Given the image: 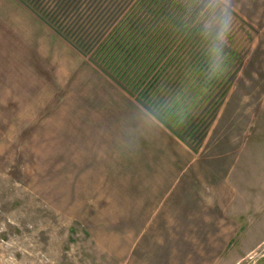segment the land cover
Listing matches in <instances>:
<instances>
[{"label":"rangeland","instance_id":"374dc122","mask_svg":"<svg viewBox=\"0 0 264 264\" xmlns=\"http://www.w3.org/2000/svg\"><path fill=\"white\" fill-rule=\"evenodd\" d=\"M196 1L202 33L163 92L195 97L203 52L220 82L188 105L185 141L144 125L37 13L0 0V264H264V0ZM191 163L194 178L166 172Z\"/></svg>","mask_w":264,"mask_h":264},{"label":"trees","instance_id":"16d2710c","mask_svg":"<svg viewBox=\"0 0 264 264\" xmlns=\"http://www.w3.org/2000/svg\"><path fill=\"white\" fill-rule=\"evenodd\" d=\"M18 1L172 134L185 141V134H192L183 123L188 105L199 102L206 89L220 82V73L210 74L213 55L203 52L197 57L194 71L198 77L203 73L204 84L194 89L196 96L188 102L184 90L170 98L163 90L177 84L174 72H169L174 58L202 33L196 0H51L48 6L44 0Z\"/></svg>","mask_w":264,"mask_h":264},{"label":"crops","instance_id":"0c3cea01","mask_svg":"<svg viewBox=\"0 0 264 264\" xmlns=\"http://www.w3.org/2000/svg\"><path fill=\"white\" fill-rule=\"evenodd\" d=\"M115 87H118V86H116L115 85ZM119 88V87H118ZM122 92H124L128 97H129V100H130V103L134 106V109H135V111H137L138 112V114L140 115V116H142L145 120H146V122H145V124L142 122L141 124H140V128H142L143 129V124L144 125H146V124H149V127L150 128H155L156 126L157 127H159V125H161L162 127H164L166 130H168L170 133H171V131L167 128V127H165L160 121H158L154 116H152L147 110H145L140 104H138L133 98H131L125 91H123L121 88H119ZM147 120H149V123H147ZM156 125V126H155ZM149 127H147V128H149ZM147 130H145V132H146ZM145 135H146V133H145ZM150 135H151V137H152V140H154V141H156V140H158L157 139V136H159V135H154V134H152V133H150ZM159 138L161 139V137L159 136ZM137 139H140V140H142V138L141 137H138ZM130 141V139L129 138H127L126 140H125V142H129ZM121 142H123V141H121ZM99 143H100V152H93V154L95 155V156H98V157H102L103 158V154H102V150L103 151H108V148H109V143H108V139L106 138L104 141H99ZM94 146H95V144H93ZM124 147H131V145H130V143H127V144H125L124 145ZM138 147V146H137ZM105 153V152H104ZM186 153V152H185ZM92 154V155H93ZM155 154H152V156H154ZM94 157V156H93ZM95 158V157H94ZM173 169L175 170V174H182V173H185L186 171H188L189 172V174H188V176L187 177H190L191 175H193V178L195 177V175H196V172H197V170H196V166L195 165H193V163H191V164H188V166H184V167H181V168H169L168 170H170V171H166L167 173H171V171H173ZM161 172H165L164 171V168H162L161 169ZM179 174H178V177H179ZM183 176V175H182ZM141 178V177H140ZM183 178H186V176H184ZM142 179V178H141ZM140 179V180H141ZM180 179V178H179ZM179 179L178 180H176L177 182L179 181ZM169 180V179H168ZM150 181H152V180H150ZM152 182H154V181H152ZM155 183V188H156V190H155V192L152 194V192L150 191V196L152 197V195H154L155 194V196H157V194H158V191H157V188H159L158 186H157V183L156 182H154ZM161 189H162V187L164 186V184H163V176L161 177ZM168 187V186H167ZM167 187L165 188V189H167ZM164 189V190H165ZM163 190V191H164ZM147 194H149L148 192H147ZM259 207L257 206V209H258ZM206 218V219H205ZM180 219H182V220H185V219H190V217H183V218H180V217H178L176 220H180ZM211 219H214L213 217H204L203 216V220H211ZM261 247H262V245H261Z\"/></svg>","mask_w":264,"mask_h":264},{"label":"clouds","instance_id":"9594fccd","mask_svg":"<svg viewBox=\"0 0 264 264\" xmlns=\"http://www.w3.org/2000/svg\"><path fill=\"white\" fill-rule=\"evenodd\" d=\"M226 31H227V22H225L224 26L222 27L221 32H220V37H219L225 43H227V40H226V37H225V32ZM216 67H218V65L214 66V70H215Z\"/></svg>","mask_w":264,"mask_h":264}]
</instances>
